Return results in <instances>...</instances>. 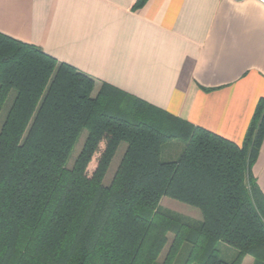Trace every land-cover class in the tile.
<instances>
[{"label": "trees", "instance_id": "trees-1", "mask_svg": "<svg viewBox=\"0 0 264 264\" xmlns=\"http://www.w3.org/2000/svg\"><path fill=\"white\" fill-rule=\"evenodd\" d=\"M10 94L0 128V264H155L165 248L160 264H173L183 243L184 264H264V196L251 174L264 98L237 145L0 34V112ZM176 140L179 158L161 161ZM163 198L196 209L200 226L161 210ZM218 243L236 250L232 262Z\"/></svg>", "mask_w": 264, "mask_h": 264}, {"label": "crops", "instance_id": "crops-1", "mask_svg": "<svg viewBox=\"0 0 264 264\" xmlns=\"http://www.w3.org/2000/svg\"><path fill=\"white\" fill-rule=\"evenodd\" d=\"M136 1L0 0V34L241 145L264 98V6ZM251 174L264 196V138Z\"/></svg>", "mask_w": 264, "mask_h": 264}, {"label": "rangeland", "instance_id": "rangeland-1", "mask_svg": "<svg viewBox=\"0 0 264 264\" xmlns=\"http://www.w3.org/2000/svg\"><path fill=\"white\" fill-rule=\"evenodd\" d=\"M13 99V96L12 94L9 95V97L7 98L5 104L3 105L2 109H1V112H0V128L3 124V121L7 115V112L10 108V105H11V101ZM85 137H86V132L83 131L81 134H80V137L78 138L71 154H70V157L68 159V162H67V166L68 167H71L76 156L78 155L82 145H83V142L85 140ZM184 149V143L181 142V141H172L168 144H166L165 146L162 147V151H161V156H160V159L161 161L163 162H170V161H176L182 150ZM124 150H125V144L122 143L119 145L112 161H111V164L107 170V173L104 177V180H103V184L104 185H108L121 158H122V155L124 153ZM159 207L161 210H164L170 214H173L175 216H177L183 223L185 224H188L194 228H198L201 224V217H200V214L199 212L192 208V207H189V206H186V205H183L179 202H176V201H173L171 199H168V198H163L161 201H160V204H159ZM168 240L170 241L171 238H172V234H168ZM165 250L166 248L162 251V253L160 254V256L158 257V259L156 260V263L155 264H160L162 259H163V256L165 254ZM217 250L219 252V257L221 260L225 261V262H232L236 256V250L231 248V247H228L227 245L223 244V243H218L217 245ZM189 251H190V245L188 243H183L175 257V260L173 262V264H184L186 259H187V256L189 254ZM241 264H255L254 263V260L251 258V257H245Z\"/></svg>", "mask_w": 264, "mask_h": 264}, {"label": "built area", "instance_id": "built-area-1", "mask_svg": "<svg viewBox=\"0 0 264 264\" xmlns=\"http://www.w3.org/2000/svg\"><path fill=\"white\" fill-rule=\"evenodd\" d=\"M256 1L264 6V0H256Z\"/></svg>", "mask_w": 264, "mask_h": 264}]
</instances>
